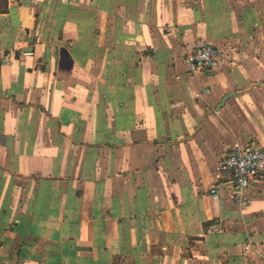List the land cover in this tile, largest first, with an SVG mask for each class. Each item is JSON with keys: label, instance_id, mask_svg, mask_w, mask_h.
<instances>
[{"label": "crops", "instance_id": "crops-1", "mask_svg": "<svg viewBox=\"0 0 264 264\" xmlns=\"http://www.w3.org/2000/svg\"><path fill=\"white\" fill-rule=\"evenodd\" d=\"M0 49V264H264V170L217 169L264 147V0H0Z\"/></svg>", "mask_w": 264, "mask_h": 264}, {"label": "built area", "instance_id": "built-area-1", "mask_svg": "<svg viewBox=\"0 0 264 264\" xmlns=\"http://www.w3.org/2000/svg\"><path fill=\"white\" fill-rule=\"evenodd\" d=\"M29 54V53H27ZM8 54L0 49V67L7 60ZM185 63L192 73H202L216 70L221 63L218 50L203 44L189 50L185 55ZM218 171H226L231 175V197L242 200L252 181L264 170V147H235L225 156ZM212 196H217L216 187L211 189Z\"/></svg>", "mask_w": 264, "mask_h": 264}]
</instances>
